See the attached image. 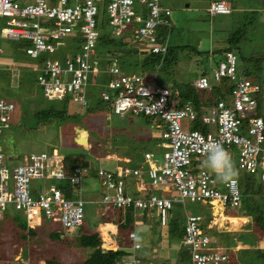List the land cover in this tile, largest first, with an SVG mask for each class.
<instances>
[{
  "label": "built area",
  "instance_id": "obj_1",
  "mask_svg": "<svg viewBox=\"0 0 264 264\" xmlns=\"http://www.w3.org/2000/svg\"><path fill=\"white\" fill-rule=\"evenodd\" d=\"M208 12L214 17L225 16L232 9L226 1H220L210 3ZM102 16L108 18L112 35L132 38L148 46L144 49L148 53L167 54L169 39L159 42L157 28L171 27V11L163 8L160 0H0V18L5 21L1 35L29 44L25 52L36 61L37 81L47 100L69 98L72 103L86 107L91 76L108 74L110 78L102 86L101 98L111 101V108L118 116L132 114L157 122L161 130L162 159L146 151L139 166H132V161L126 160L115 171L98 168L96 177L104 194L100 201L88 202L84 199L82 184L91 168L78 166L72 175H67L65 156L58 149L52 153H33L26 163L10 167L0 150V220L12 206L23 214L31 229L49 222L73 234L85 223L88 203L121 210L124 214L130 210L135 214L145 212L157 216L162 227L169 224L168 214L180 202L190 201L211 208L220 203L225 208H242L246 198L240 180L235 185L225 184L202 162L217 144L223 145L232 158L233 150L238 149V170L258 176L264 186V117L258 115L256 97L261 86L253 79L241 77L237 55L226 52L213 70L216 84H211L209 77L201 76L193 85L197 91H212L214 85L228 79L229 96L205 107L201 126L194 128V122H199L195 105L188 102L179 106L174 92L158 83V74L125 73L118 58L99 57ZM66 48L71 49L70 56L65 57ZM72 52L76 53L71 55ZM104 61L109 63L106 69H102ZM15 108L14 103L0 98V135L10 128V114ZM204 128L211 129L205 132ZM35 181L44 183L33 189ZM62 181L76 187V197L68 198L53 183ZM160 188H163L160 194L154 193ZM204 221L201 215L186 217L183 244L190 252L191 264L228 263L225 253L213 249ZM134 236L136 233L130 234L133 248L138 251L142 246ZM128 259L131 264H142L141 260ZM0 264L32 263L20 254L12 261H3L0 255Z\"/></svg>",
  "mask_w": 264,
  "mask_h": 264
},
{
  "label": "rangeland",
  "instance_id": "obj_2",
  "mask_svg": "<svg viewBox=\"0 0 264 264\" xmlns=\"http://www.w3.org/2000/svg\"><path fill=\"white\" fill-rule=\"evenodd\" d=\"M212 1L215 0H160V5L171 11L169 17L172 23L171 33L162 35V42L167 37L169 39L170 53L167 62H161L162 65L159 66L160 69L157 73L150 72V74L152 76L158 74V82L169 87L173 92L175 83L193 82L205 71L209 73L211 84H216L213 79V70L218 67L219 63L216 62V59L218 60L220 57L217 55L213 57L211 52L226 49L229 36L241 25L249 23L250 19L256 18L258 21L253 27L252 36L254 37L251 39L248 51L257 50L259 52L257 55H264V0H233L234 2L223 0L234 11L233 17L228 15L211 16L207 11ZM102 20L106 25L107 32L111 33L108 18L102 16ZM3 27H5V21L0 18V98L14 103L16 107L10 114V128L0 135V150L7 157L10 167L26 163L33 153H52L54 149L60 150L65 157L84 158L91 163L92 167L90 175L83 180L82 184L84 199L90 202L100 201L104 194L96 177L98 168L115 171L118 166L125 165L120 157H128L127 154L135 156L138 148L143 152L147 149L157 153V158L162 159L163 149L159 147L161 139L152 144L140 142L141 140L145 141L144 139L150 133L152 135L154 132L156 135L161 134V130L153 129L154 132L152 131L153 121L150 122L143 116L137 117L132 114L125 115V118L118 116L113 109L109 108L108 104L99 99L105 82L101 74L91 76L88 91L96 97L88 96V107L70 102L67 107L69 116L67 120L50 118L40 121L37 117L38 111L48 110L51 107L62 109L63 104L60 101L46 99L44 90L37 81L39 70L38 68L36 71L34 70L36 61L27 56L25 52L28 43L23 40L3 38L1 35ZM250 29L252 31V27ZM118 37L116 36V38ZM123 40L129 41L128 37ZM128 43L130 45L128 44L125 50L131 49L133 54L127 55L129 59H127L124 70L127 73H140L143 71L141 62L149 55L147 51H144V48L146 50L148 46L134 42ZM70 49H64L65 57L70 56ZM75 53L72 52L71 55ZM136 53H138V58ZM255 53L257 52L255 51ZM255 53L252 52V55ZM109 55L104 54L99 57L106 59ZM237 57L239 73L241 77H245L242 71L246 67L241 64L238 55ZM146 68L148 69V67ZM262 76L264 80V64ZM90 103L97 104L98 110L89 112V108H95L90 107ZM262 113L264 117V98ZM194 123V128H198L197 122ZM185 128L188 129L186 124ZM80 130L89 135V143L85 146L76 141L82 138ZM233 152L232 159L237 168L239 151L234 149ZM206 160L207 158H204L202 163L207 167ZM240 172L238 179H241L243 174ZM211 173L217 177L213 171ZM43 183V181H35L32 183V188L37 189ZM53 183L59 185L58 182ZM162 191L163 188L155 189L154 193L160 194ZM241 209L225 208L221 203L211 208L209 205L190 201L180 202L176 203L174 209L169 212V224L165 227L161 226L157 216L147 214L143 217V215L137 216L136 214V225L132 233L136 232V235L141 237L136 240V243L141 244L143 249L134 253V257L130 260L139 261L142 259V264H146L148 259L151 263L159 259V262L163 264L164 262L172 263L182 248L183 238L176 234V239L172 240L169 228L171 221L177 220L184 224L187 215L210 213L213 220L208 223L205 218L203 225H206L207 230H211L209 234L213 240L214 250L227 254L229 261L231 257L234 258L237 260V264H264L255 257L254 250L257 247L255 246L257 240L249 234L251 220L245 221L244 218H238L241 221L238 222L231 217L227 218L228 215L241 216ZM139 213L144 212L139 211ZM7 217L0 222V250L5 254L3 261H12L17 255L23 254L24 256L25 253H28L29 256H24V258H29L32 264H46L48 259L56 260L62 264H83L91 251L80 248L78 240L82 234L98 233L101 236L100 247L107 251H116L117 246L110 243L111 238L108 234L118 231L117 223L122 219L116 210L88 203L85 223L80 231L68 234L62 226L44 222L43 225L35 228L36 235H28L24 242L20 239L13 223L14 218L26 220L23 214L10 206ZM106 222H109L110 225ZM100 228L105 230V237L108 240L103 241ZM224 233H228L229 236ZM53 234L60 237L53 238ZM125 240L127 244L133 242L128 238V235ZM236 244L239 246L235 249ZM258 246L264 250V237L261 238ZM129 249L133 250L134 248L132 246ZM128 260V258L124 259L125 264H131V261Z\"/></svg>",
  "mask_w": 264,
  "mask_h": 264
},
{
  "label": "trees",
  "instance_id": "obj_3",
  "mask_svg": "<svg viewBox=\"0 0 264 264\" xmlns=\"http://www.w3.org/2000/svg\"><path fill=\"white\" fill-rule=\"evenodd\" d=\"M223 0H215L212 2H220ZM233 1V0H232ZM211 2V3H212ZM234 2V1H233ZM252 13V12H250ZM234 14V11L232 10V13L228 15L229 17H233L232 15ZM258 19L253 18L249 20V23H245L244 25H241L239 28L233 32L229 38H228V47L224 50L220 51H213L211 55L213 57L215 55L219 56L220 58L217 60V63H220L223 60V55L226 52H233L236 55H238L241 59V64L246 67L244 71H242V74L245 75L244 78H249L253 79L254 82L259 84L261 86V89L259 93H257V101L259 103V109H258V115L263 116L262 113V105H263V98H264V80L262 76V68L264 64V55L259 56L257 55L259 52L257 50H254L252 52L255 53V55H252V52H249L248 49L249 44L251 43V39L254 37L252 36V33L254 32V26ZM252 27V31L250 29ZM101 30V37L99 39V43L97 46V51L99 55H108L110 57H116L121 59L120 61V67L123 72L127 73L124 69L126 66L127 55H130L131 53L133 54V50L126 51V47L130 43L128 42H134L135 41L130 38L129 41H124V38H116V36H112V33L107 32L106 30V25L104 24L103 20L101 19L100 21V26ZM172 25L171 27L167 26H159L157 28V35L159 38V42H162V35L171 33ZM251 33V34H250ZM128 36V35H127ZM137 43V42H136ZM29 46V44H28ZM249 47V48H248ZM124 51V52H122ZM135 52V51H134ZM121 53V54H120ZM170 53V47L168 49L167 55L166 56H160L156 54H151L143 60L142 63V72H147L150 74L151 73H157V71L161 67V62L164 61V63L167 62L168 60V55ZM123 54V55H122ZM138 53H136V57L138 58ZM120 55V56H119ZM123 58V59H122ZM239 60V59H238ZM107 65L109 63L107 61H104L102 64V69H106ZM160 66V67H159ZM148 67V69L146 68ZM239 70V68H238ZM208 72L205 71L202 76H207L208 77ZM105 82L103 85H106L108 82V79L110 78L108 74L102 73L101 74ZM241 75V74H240ZM243 76V75H242ZM159 83V82H158ZM160 84V83H159ZM161 85V84H160ZM231 83L229 82L228 79H224L220 85H214L213 90L210 91H197L196 88L193 85V82L189 83H175L173 88H174V96L176 101L178 102L179 106H183L184 104L188 102H192L195 107L197 108L199 112V122L197 123L198 127L201 126V116L203 114V109L205 107H210L214 105V103L221 99H225L229 96L230 90H231ZM164 86V85H162ZM89 92V91H88ZM91 97H96V95H93L90 92ZM90 95H88L90 97ZM218 96V98H215ZM100 100L104 102L105 104H108L109 108H111V101H104L101 96H99ZM63 104L62 109L56 108V107H51L50 109H44L42 111L37 112V117L40 119V121H44L50 118H55L57 120H67L69 118L68 113H67V107L71 100L69 98L64 99L63 101H60ZM89 105V103H88ZM93 106L95 108H89V112H94V110H98L97 104L94 105V103H90V107ZM88 107V106H86ZM112 109V108H111ZM95 111V112H96ZM148 119V118H147ZM150 120V119H149ZM204 131L207 132L208 128H204ZM142 151H140V148L135 156L141 155L138 160L142 161ZM105 156V154H104ZM139 157V156H138ZM78 166L81 167H87V168H92L91 163L89 161H86L84 158H75L73 156H67L65 157L64 160V167L67 175H72L74 172V169ZM239 172V171H238ZM241 173V172H240ZM240 184H241V189L243 192V195L245 196V202L243 203L241 212V216H234L230 215V217H237V218H244V219H250L251 220V228H250V236L255 238L257 240V243L255 244V257L256 259H259L260 261L264 262V250L261 249L258 245L259 242L261 241V238L264 237V186L262 182H260V179L258 176L255 175H248L246 173H243L241 175ZM238 179V178H237ZM59 183V182H58ZM100 184V183H99ZM60 188L64 194L68 198H74L76 197L77 193L75 192L76 187L72 186L69 181H62L59 183L57 186ZM83 190V188H82ZM118 211L120 214V217L122 218L118 223V231L116 234H113L114 240L116 244L119 246L118 250L116 251H107L106 249H102L100 247V234L95 233V234H82L81 237L79 238V246L80 248L84 250H90L91 252L89 253V257L85 259L83 264H125L124 259L125 258H133L135 251L134 249L131 250L133 246V242H129L127 244V241L125 240V237L128 235V238H130V234L132 231L135 229L136 225V214L133 211H127L125 214L123 211ZM8 212V211H7ZM142 216L145 217L147 213H137V216ZM7 217V213L4 216L2 220H4ZM208 223L212 221V216L209 214H206ZM8 218V217H7ZM141 219V218H140ZM0 220V222H2ZM13 223L15 225V229L18 232V235L20 239L24 242H26L28 235H36V229H31L28 227V224L26 220L22 218H14ZM170 234L172 236V240L176 239V234L180 235L181 238H185V231H184V224L179 223L177 220H172L170 225ZM101 230V235L103 237V241L108 240L105 237V230L103 228H100ZM207 233H210L211 230H207ZM70 234L69 232H67ZM136 233V232H135ZM226 234V233H224ZM226 236H229L227 233ZM60 236L57 234H53V238H59ZM78 237V236H76ZM132 240V239H131ZM133 241V240H132ZM124 245V246H123ZM247 245V244H245ZM239 245H235V249ZM27 248V247H26ZM2 249V246H1ZM143 248H141L142 250ZM240 251H245V250H240ZM2 251L0 250V255L2 260H5V254L1 253ZM251 252V251H249ZM257 255V256H256ZM24 256L28 257V253H25ZM168 263V262H167ZM191 263V255L189 250L182 244V248L178 253L177 256V263L176 264H190ZM237 260L234 258L229 261V264H237ZM46 264H62L56 260H51L48 259Z\"/></svg>",
  "mask_w": 264,
  "mask_h": 264
},
{
  "label": "clouds",
  "instance_id": "obj_4",
  "mask_svg": "<svg viewBox=\"0 0 264 264\" xmlns=\"http://www.w3.org/2000/svg\"><path fill=\"white\" fill-rule=\"evenodd\" d=\"M169 20H170V18H169ZM170 23H171V20H170ZM171 25H172V23H171ZM146 151H144V152H146ZM141 154H143V151ZM206 165L213 172H215V174L217 175L218 179L221 182L228 184V185H235V183L237 182V178L239 176L238 169L235 167V163L232 159L231 153L227 149H225L223 147V145L217 144L213 149H211L209 151V153L207 155ZM199 215H201L207 219L206 214H199ZM234 218H237V217H234ZM185 222H186V220H185ZM185 222H184V226H185ZM204 227L206 230V225ZM184 231H185V228H184ZM209 236L211 237L210 234H209ZM134 239L139 240V239H141V237L134 236ZM211 245L213 247V240H212ZM228 263H229V261H228Z\"/></svg>",
  "mask_w": 264,
  "mask_h": 264
},
{
  "label": "crops",
  "instance_id": "obj_5",
  "mask_svg": "<svg viewBox=\"0 0 264 264\" xmlns=\"http://www.w3.org/2000/svg\"><path fill=\"white\" fill-rule=\"evenodd\" d=\"M198 79V78H197ZM196 80V79H195ZM88 95H90V92H88ZM125 118V117H124ZM121 119H123L122 117H121ZM147 119V118H146ZM148 121H150V122H152V120H149V119H147ZM158 123L157 122H152V125H151V128H152V131H153V129H157V130H159L158 128H157V125ZM209 130L211 129V128H208ZM154 132V131H153ZM88 135V134H87ZM89 136V135H88ZM88 136H87V142L89 143V141H88ZM145 141H140V142H146V143H148V144H152L153 142H159L160 141V135L159 134H157L156 135V133L154 132V135H152L151 133H150V135L149 136H147L145 139H144ZM77 141V140H76ZM138 150H139V148H138ZM147 150V149H146ZM148 151V150H147ZM155 154H157V153H155ZM127 156L128 157H123V158H121L120 157V160H122L124 163L126 162V160H130V161H132V163H131V165L132 166H139L140 164H141V161H139L138 159L139 158H141L140 156L141 155H138V156H134V155H129V154H127ZM126 164V163H125ZM90 202H98V201H90ZM227 218H229L230 219V215H228L227 216ZM232 219H234V220H237L238 222H241L240 221V219H243V218H240V219H238V218H234V217H231ZM245 221H249L248 219H245ZM108 225H110L109 224V222H106ZM111 224H114V223H112L111 222ZM117 233V232H116ZM116 233H109L108 235H109V237L111 238V244L112 245H115V246H117L115 249L116 250H118V245L116 244V242H115V240H114V237H113V234H116ZM113 240V241H112ZM113 242V243H112ZM156 251V250H155ZM157 252V251H156ZM142 260V259H141ZM160 261V259L159 260H157V261H155L154 263H156V262H159ZM146 262V261H145ZM146 263H151L150 261H149V259H148V261L146 262ZM177 263V258L175 259H173V261H172V263H170V264H176ZM164 264H167L166 262H164Z\"/></svg>",
  "mask_w": 264,
  "mask_h": 264
},
{
  "label": "bare ground",
  "instance_id": "obj_6",
  "mask_svg": "<svg viewBox=\"0 0 264 264\" xmlns=\"http://www.w3.org/2000/svg\"><path fill=\"white\" fill-rule=\"evenodd\" d=\"M136 43V42H135ZM145 49V48H144ZM147 49V48H146ZM211 92V91H210ZM80 132H81V130H80ZM81 137H82V139H80V140H82V141H80V143H81V145H87V133H84V132H81Z\"/></svg>",
  "mask_w": 264,
  "mask_h": 264
},
{
  "label": "water",
  "instance_id": "obj_7",
  "mask_svg": "<svg viewBox=\"0 0 264 264\" xmlns=\"http://www.w3.org/2000/svg\"><path fill=\"white\" fill-rule=\"evenodd\" d=\"M80 139H82V138H80ZM80 139H79V140H77V143H78V144H81V143H80V141H82V140H80Z\"/></svg>",
  "mask_w": 264,
  "mask_h": 264
}]
</instances>
